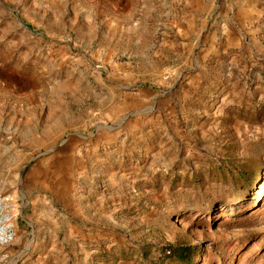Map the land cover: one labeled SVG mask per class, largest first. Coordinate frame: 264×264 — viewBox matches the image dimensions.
<instances>
[{"label": "rangeland", "instance_id": "obj_1", "mask_svg": "<svg viewBox=\"0 0 264 264\" xmlns=\"http://www.w3.org/2000/svg\"><path fill=\"white\" fill-rule=\"evenodd\" d=\"M3 191L4 264H264V0H0Z\"/></svg>", "mask_w": 264, "mask_h": 264}, {"label": "built area", "instance_id": "obj_2", "mask_svg": "<svg viewBox=\"0 0 264 264\" xmlns=\"http://www.w3.org/2000/svg\"><path fill=\"white\" fill-rule=\"evenodd\" d=\"M165 76L164 79H167ZM19 214L18 200L12 193L0 192V264L12 257L10 246L16 237V218Z\"/></svg>", "mask_w": 264, "mask_h": 264}, {"label": "crops", "instance_id": "obj_3", "mask_svg": "<svg viewBox=\"0 0 264 264\" xmlns=\"http://www.w3.org/2000/svg\"><path fill=\"white\" fill-rule=\"evenodd\" d=\"M68 15H71V14H68ZM50 111H51V108L43 106L42 110L39 113L42 114L43 117H48V115L50 114ZM59 111H61V109L55 110V111H53V113L56 114ZM4 114H7L5 118H7V117L13 118V116H12L13 112L11 113V110H9V109H6L4 111ZM20 118H21V120H23L24 117L22 114H21ZM12 123H14V120ZM58 227L59 226H58L57 221L52 220V225L51 226L44 225V227L39 228L40 235L37 234L35 237L37 239H45V238L51 239L52 236L57 237L58 232H59ZM71 231L77 232L78 229L72 227ZM51 250H52L51 248H49V250H47L45 248L36 249V250H34V254L32 255V257H35V259H34L35 263L34 262H29V263L22 262L19 264H43V262L45 261V258H47V255L52 252ZM55 251H57V249H55ZM84 252L86 253V250H84Z\"/></svg>", "mask_w": 264, "mask_h": 264}, {"label": "trees", "instance_id": "obj_4", "mask_svg": "<svg viewBox=\"0 0 264 264\" xmlns=\"http://www.w3.org/2000/svg\"><path fill=\"white\" fill-rule=\"evenodd\" d=\"M256 174L257 173L255 172L246 173V176H244L243 180L247 179L248 182H254L256 179ZM243 188L240 189V192L243 191ZM169 249L170 256L172 257V259L176 260L181 264H194L200 252L196 244H179L169 246Z\"/></svg>", "mask_w": 264, "mask_h": 264}]
</instances>
